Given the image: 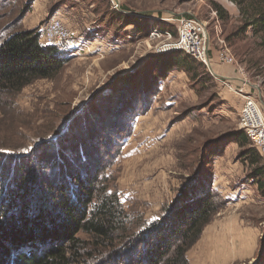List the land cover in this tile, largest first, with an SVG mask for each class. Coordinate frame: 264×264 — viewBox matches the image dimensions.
Wrapping results in <instances>:
<instances>
[{
    "label": "rangeland",
    "instance_id": "obj_1",
    "mask_svg": "<svg viewBox=\"0 0 264 264\" xmlns=\"http://www.w3.org/2000/svg\"><path fill=\"white\" fill-rule=\"evenodd\" d=\"M26 1L15 0L16 5H13V8L2 12L5 14L12 11V15L6 21L12 22L17 18L21 8L28 6L29 2L26 3ZM211 1L220 4L229 13L227 21L221 20L224 38L230 51L245 71L241 78L250 81L254 86L250 87L255 89L253 94L264 114L262 85L264 76H260L258 71L259 68L264 67V48L260 45L261 37L250 32L243 39L228 41L229 35L241 26L240 11L229 0ZM211 1L119 0L120 9L126 7L135 11L138 14L137 17L132 13L124 14V11L118 9L114 0H79L80 3L77 5L75 3L78 0L35 2L23 19L24 29L43 28L53 16V12L64 4L67 8L62 20L73 32L85 36L87 30L92 28L90 26H93L103 30L100 31L101 37L97 40L106 42L105 44L114 37L115 32L124 38L119 40L120 46L112 51H109L108 47L106 52L104 50L93 53L91 49L81 54L68 53L72 58L55 79L38 80L15 97L0 96V174L6 172V178H3L2 182L0 179V195L9 182L8 175L17 172L25 165L35 163V157L39 156L40 150H50L52 153V149L58 160L61 158L55 141L45 146H43L44 142L39 141L52 136L57 129L61 131L68 128L69 124L63 120L66 113L69 115L68 119L72 120L69 123H72L75 119L74 114L79 113L84 107L86 108L84 118L92 121L94 118L92 112L97 110L94 108H97L95 103L99 100V91L101 92L104 86L109 88L111 84H115L118 87L119 84L114 81L128 76L135 82L140 76L139 72L143 70V64L151 60L150 56L153 59L167 53H157L155 49L158 44L164 41L167 43L169 40L152 36V32L155 29L162 33L171 32L174 40L177 39V27L172 22L162 20L169 17L168 15L176 18L196 17L199 21L208 23L212 64L209 67L205 66L210 68V72L214 71V64H219L216 59L217 46ZM113 8L119 12L118 14L135 19L138 28L143 29L139 28V32L133 25L126 28L117 25L119 17L113 15L116 14ZM145 66H147L146 74L148 75V71L153 70V67L148 62ZM134 69L137 71L135 72ZM128 70H130L128 74L123 73L126 75L118 78L119 73ZM186 76L187 78H176L174 84L168 86L169 91L166 90L164 95H158L159 99H167L170 105L158 103L152 115L142 118L136 137L125 154L126 157L123 156L116 163H110L107 159V164H102L104 158L103 160L101 158L102 168L107 170L104 183L101 185L103 197L116 195L124 202L131 216H144L146 220L159 218L165 206L178 196L182 183L193 171V162L199 157L204 141L210 136L239 130V110L243 100L231 93L233 99H228V102L219 96L217 85L209 84L203 88L199 78H192L187 73ZM146 77L148 78L149 75ZM172 101H175L174 104ZM186 114H191V117L183 122ZM79 115L82 114L76 117ZM170 122L175 124L170 126ZM66 134L71 139L74 138L73 134ZM133 143L136 150L132 149ZM211 146L216 148L217 145ZM26 149L31 150L29 151L31 155L34 154L30 160H25L28 158L25 157L28 154ZM229 150L236 151H232L233 155L229 159L226 158V163H221L217 168L220 176H223L226 169L230 171L231 166L233 167L232 173L227 175L228 180L226 179L230 183H225L231 185L223 187L224 184L221 182L222 187H220L223 190L229 187L232 190L246 188L251 191L247 195V200L254 201L241 203L243 200L237 195L238 204L236 202L231 205L218 204L220 209L204 229L199 241L187 254L190 264H262L261 258H258L262 256L264 239V200L259 193L253 194L257 192L256 185L245 179L248 167L239 156V145L234 143ZM8 153L12 154L8 155ZM19 154L22 156L17 157L20 156ZM34 167L38 166L34 165ZM60 167L62 168L61 162L60 166L57 164L54 168ZM43 168L41 166V174H46L45 178H51V174L45 173ZM95 169L97 168L92 170ZM213 170L217 171L215 168ZM204 172L206 174H203L210 179V174H207L206 170ZM235 181L237 184L234 183ZM31 199V206H38L34 198ZM79 237L82 242L81 247L86 249L79 253V257L73 259L72 264H92L91 255L101 248L96 246V240L93 237L88 235ZM123 254L125 256L120 258L124 261L129 254ZM117 262L119 263V259Z\"/></svg>",
    "mask_w": 264,
    "mask_h": 264
},
{
    "label": "trees",
    "instance_id": "obj_2",
    "mask_svg": "<svg viewBox=\"0 0 264 264\" xmlns=\"http://www.w3.org/2000/svg\"><path fill=\"white\" fill-rule=\"evenodd\" d=\"M229 1L239 9L242 23L228 41L243 39L252 32L261 37L260 45L264 48V0ZM27 2L20 15L8 22L12 11L2 12L13 8L15 0H0V96L15 97L38 80L55 79L72 58L68 49L41 44V27L23 28V19L36 0ZM211 4L220 20L227 21L228 11L216 2ZM113 11L119 17L116 24L122 28L132 25L136 31L142 28H138L135 19L118 14L115 8ZM121 11L125 14L132 10L121 7ZM56 13L55 10L53 15ZM100 31L103 30L90 28L85 37L94 38ZM122 38L115 32L110 41L119 44ZM150 58L147 62L153 70L148 71V78L146 62L135 82L128 76L114 81L118 87L111 84L99 91L92 121L84 118V107L75 114L72 123L66 113L63 120L69 124L68 128L57 129L52 136L39 141L44 142L43 146L55 141L61 153L59 160L52 149V153L43 149L33 163L37 168L29 164L8 175L9 182L0 195V264H72L86 249L80 245V235L93 237L101 248L91 255L92 264H190L187 254L220 209L218 204L229 205L214 189L213 161L231 143L239 145V156L247 164L246 181L256 185L264 200V158L241 130L230 131L215 141H204L199 157L193 162V171L159 218L131 216L116 195L103 197L101 185L107 171L101 165L103 158L102 164H107V159L116 163L124 156L136 121L153 109L162 84L174 71L199 78L203 88L217 85L210 70L189 54L173 51ZM258 71L264 76V67ZM124 75L119 73L118 78ZM26 150L28 158L23 157L30 160L34 154ZM60 162L62 168H54ZM41 166L51 178L41 174ZM205 170L207 174L213 170L210 179ZM5 174H0L1 182ZM31 198L38 206H31ZM262 245V256L258 259L264 264V239ZM123 253L129 254L124 261Z\"/></svg>",
    "mask_w": 264,
    "mask_h": 264
},
{
    "label": "built area",
    "instance_id": "obj_3",
    "mask_svg": "<svg viewBox=\"0 0 264 264\" xmlns=\"http://www.w3.org/2000/svg\"><path fill=\"white\" fill-rule=\"evenodd\" d=\"M212 15L215 23L217 63L222 66L233 68L238 78L232 81L229 78L217 76V74L216 76L212 75L221 86L243 100L242 107L239 110V130L246 133L259 154L264 158V114L259 107L256 96L247 91L248 88H251L250 86H254L250 81L241 78L245 71L230 51L224 38L218 12L213 9ZM168 16L169 17L163 18L162 20L172 22L173 25L177 27V39L174 40L171 32L162 33L160 30L155 29V31L152 32V36L158 38L163 37L169 40L167 43H164V41L157 45V49H155L157 53L180 51L193 56L197 61L209 67L212 64V58L210 57L212 46L208 34V23L199 21L196 17L176 18L173 15ZM40 42L43 45H53L62 49H68L69 53L72 54L85 53L96 47V42L86 41L82 39L80 35L70 30V28L63 23L61 17H52L47 24L44 25ZM96 48L99 49L100 52L104 51L103 48ZM234 81H239V85H236Z\"/></svg>",
    "mask_w": 264,
    "mask_h": 264
},
{
    "label": "crops",
    "instance_id": "obj_4",
    "mask_svg": "<svg viewBox=\"0 0 264 264\" xmlns=\"http://www.w3.org/2000/svg\"><path fill=\"white\" fill-rule=\"evenodd\" d=\"M38 1V0H37ZM36 1V2H37ZM73 1H77V0H73ZM75 3V2H74ZM80 2H79V0H78V2L77 3H75L76 5L77 4H79ZM35 5V4H34ZM66 8H67V6L66 5H61L60 6V8L59 9H57L56 11H57V13L55 14V15H53L52 17H63V14H64V11L66 10ZM73 8H76V7H73ZM128 14H134L135 16L137 15L136 14V12L135 11H131V12H127ZM139 13V12H138ZM144 13H147V12H144ZM139 14H141V13H139ZM134 16V17H135ZM51 17V18H52ZM137 17V16H136ZM50 18V19H51ZM63 19V18H62ZM90 27H92V28H95V27H93V26H90ZM90 29V28H89ZM78 35H80V37L82 38V39H84V40H86V41H89V42H96V47H100V48H103L104 50H105V52H106V49L109 47V51H112L113 49H115L117 46H120L119 44H114V43H111V41H109V43L108 44H105L106 42H101V41H99V40H97V39H99L100 37H101V35H99V36H95L94 38H90V39H87L85 36H84V34H78ZM96 47H94V48H92V50H93V53H98V52H100L99 51V49H97ZM214 71H215V73L217 74V76H220V77H226V78H229V79H231L232 81L234 80V79H236V74L234 73V71H233V68H230V67H225V66H220V65H217V64H214ZM183 77H186L187 78V76H186V73L185 72H182V71H174L171 75H170V77L167 79V81H165L163 84H162V86H161V89H160V93L158 94V95H161V94H165V91L167 90V91H169V85L170 84H174V82H175V80H176V78H183ZM217 83V88H218V94H219V96L220 97H222V99H225L226 101H228L229 102V100L228 99H233V97L231 96L232 94H231V92L229 91V90H227L226 88H224L223 86H221L218 82H216ZM234 83L236 84V85H239V81L237 82V81H234ZM253 90H255L254 88H249L247 91L248 92H250V93H253ZM226 96V97H225ZM159 100H163V101H160L159 102ZM162 102V105H163V103L166 105V106H168V105H170L169 103V101L167 100V99H159V97L157 96V101H156V103H155V105H154V107H153V109L152 110H150L147 114H145V115H143V116H140L139 118H138V120L136 121V124H135V133H134V135L131 137V139H130V141H129V143H128V145L126 146V148L124 149V156L126 157V153H127V151H128V149H129V147H130V145H131V143H132V141L134 140V138L136 137V134H137V129H138V125H139V123L141 122V120H142V118H144L145 116H148V115H152V112H154V109H155V107L158 105V103H161ZM173 102V104H174V102L175 101H172ZM171 102V103H172ZM165 107V106H164ZM235 108H239V107H237V106H235ZM240 109V108H239ZM191 117V114H189L188 116H186V118L185 119H183V122H184V120H186V119H189ZM175 123H172V122H170V126L171 125H174ZM219 136H221V135H217V136H210L209 138H207V140H210V141H215ZM232 145H234V143H231L230 144V146L228 147V148H226L225 149V152H224V154L222 155V156H220V157H216L215 159H214V161H213V167L217 170V171H214L215 172V177H214V189H216L221 195H222V197L229 203V205H231V204H233V202H236V204H238L237 203V201H236V198H237V195L239 196V198L241 199V200H243V202L241 201V203H246L247 201H250V202H252V201H254V200H247L248 198H247V195H249L250 194V190H246V188H245V190H232L231 189V187H229L227 190L226 189H221V187H222V183L224 184V186L223 187H225V186H230L231 184H228V185H226L225 183H230L229 181H227L228 180V178H227V175H230V173H232L231 171H232V166H231V169H230V171H228L227 169H226V173H224V175L223 176H220V174H219V172H218V168H217V166H220L221 165V163H226L225 162V160H226V158L227 159H229L232 155H233V153H232V151L234 152V151H236V150H232V151H230L229 150V148L232 146ZM132 149H135L136 150V148L134 147V143H133V145H132ZM132 151V150H131ZM222 172V171H221ZM227 179V180H226ZM242 179V178H241ZM222 182V183H221ZM250 183H252L251 181H249ZM235 184H237V181H235L234 182ZM221 186V187H220ZM250 187L251 188H253V186H251L250 185ZM249 193V194H248ZM253 194H258V192H254ZM248 203V202H247ZM159 212V211H158ZM240 252V251H239ZM237 254V253H236ZM218 259V258H217Z\"/></svg>",
    "mask_w": 264,
    "mask_h": 264
},
{
    "label": "water",
    "instance_id": "obj_5",
    "mask_svg": "<svg viewBox=\"0 0 264 264\" xmlns=\"http://www.w3.org/2000/svg\"><path fill=\"white\" fill-rule=\"evenodd\" d=\"M114 2L116 3V5H118V9L121 10L120 7H119V4H120L119 0H114ZM136 14H137V13H136ZM137 15H138V14H137ZM135 69H136V68H135ZM135 69H134V70H135ZM209 69H210V68H209ZM211 71H212V74H213L214 76H216V73H215L213 70H211ZM128 72H130V70H128L127 72H125V71H124V72H121L120 74L128 73ZM75 114H76V113H75ZM75 114H74V115H75ZM74 115H73V116H74Z\"/></svg>",
    "mask_w": 264,
    "mask_h": 264
}]
</instances>
